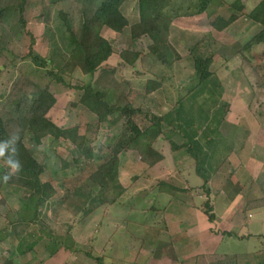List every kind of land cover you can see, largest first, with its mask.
I'll return each mask as SVG.
<instances>
[{"label":"rangeland","instance_id":"obj_1","mask_svg":"<svg viewBox=\"0 0 264 264\" xmlns=\"http://www.w3.org/2000/svg\"><path fill=\"white\" fill-rule=\"evenodd\" d=\"M190 1L176 2L188 5ZM261 1L212 0L204 15L176 19L169 42L181 61L172 71L155 66L149 59L139 62L136 68L123 64L119 54L133 50L128 27L123 34L104 31L116 54L93 78L77 70L62 75L65 84L43 79L45 83H41L49 86L57 100L47 117L63 130L76 127L84 135L88 126L98 124V117L80 105L83 88L95 83L104 72L114 70L112 78L105 79L106 86L111 83L112 105H131L139 110L134 121L143 131L153 124L154 117L164 120L162 138L154 144L164 161L150 168L142 163L138 152L124 151L119 156V182L125 193L115 204H103L96 196L97 188L89 182L97 164L88 165L84 160L77 164L81 154L70 143H57L47 137L36 145L31 133L26 132L23 143L46 167L42 180L51 182L57 194L41 211V220L31 224L32 207L25 209L29 192L0 181V264L10 259H18L20 264H218L225 256L237 257L236 264L264 263V237L246 238L252 237L250 232L254 230L264 234V44L254 41L262 28L246 15ZM83 3L63 0L53 9L71 7L77 27L76 12ZM38 7L36 2L33 9L37 11ZM121 11L130 26L140 22L138 0L125 2ZM223 14L225 19L236 17V21L217 33L211 23ZM209 36L221 44L213 50V76L202 91L190 95L186 91L193 85L190 51ZM252 40L250 48L244 50ZM142 43L147 47L149 40ZM26 47L25 39L15 42L16 56L20 57ZM9 60L16 63L18 74L25 72L38 80L43 76L34 75L31 64L18 57L10 56ZM0 69V93L5 96L0 99L1 111L18 76L4 60H0ZM162 72L166 75L164 86L145 95L147 81L157 79ZM180 85L184 86L183 92ZM179 92L183 94L181 101ZM119 117L116 114L99 125L98 132L91 131L93 147L97 151L103 148L106 159L112 157L110 148L122 131V125L114 128ZM191 140L199 144L194 150L200 149L201 162L208 156L203 163L210 177L208 184L198 177L197 161L188 152L186 143ZM64 162L69 164L66 170L62 168ZM2 169L9 171L6 164L0 163V175ZM170 187L179 191H171ZM239 192L242 198L233 212L228 218L221 216L229 209L228 199L235 200ZM207 203L213 207V223L205 213ZM228 219L249 225V230L242 234L235 231L238 238L224 236L233 233L224 231ZM50 231L54 234L48 235ZM41 236L43 241L39 242ZM58 236L64 243V237L69 236L72 248H61L48 258L54 253L52 244ZM23 240L39 243L35 253L26 251L27 256L21 257L19 245Z\"/></svg>","mask_w":264,"mask_h":264},{"label":"trees","instance_id":"obj_2","mask_svg":"<svg viewBox=\"0 0 264 264\" xmlns=\"http://www.w3.org/2000/svg\"><path fill=\"white\" fill-rule=\"evenodd\" d=\"M83 1L82 8L76 12L79 16L76 27L73 18L75 13L70 9L71 7L53 9L55 5L62 4L63 0H0V55L2 56L0 60L10 64L13 74L16 73L17 66L15 62L9 60L10 56L30 63L34 75H43L38 80L36 76L32 78L25 72L16 73L18 78L14 81L12 91L0 111V143L6 141L9 149L8 156L6 154L0 157V163L7 165L6 159L12 158L11 149L14 146L16 158L21 165L20 171L4 184L29 192L25 209L32 207L31 224L41 220L42 214L44 215L41 211L56 196L57 190L51 182H43L42 177L46 173V167L40 164L33 153L25 147L23 139L26 132L31 133L36 145H41L42 140L47 137L53 138L57 143H70L81 154L80 159L76 161L77 164L82 160L88 165L97 164L98 167L91 174L89 182L93 188H97L96 196L104 201L103 204H115L125 193L119 182V156L124 151L138 152L142 163L150 168L164 161V155L154 148L155 142L162 138L164 120L154 117L153 124L143 131L134 121V118L140 114L139 110H134L131 105L126 107L112 105L109 90L111 83L106 86L105 79L112 78L114 70L104 72L95 83L87 84L83 88L80 105L98 117V124L88 126V131L84 135H81L76 127L63 130L47 117L57 100L50 93L49 86L43 85L45 83L43 81L54 80L59 84H65L62 75L64 73L72 75L77 70L93 78L104 64L114 59L116 54L112 42L103 36L104 31L123 34L128 27L131 30L133 50L121 52L120 61L126 66L136 68L139 62L149 59L155 66L172 71L174 65L181 61L180 55L169 42L173 22L180 17L186 19L202 16L209 11L212 4V0H192L188 5L178 3L177 0H138L140 22L130 26L121 8L125 2L131 0ZM36 2L39 5L38 14H34L37 11L33 9ZM53 12L55 13L52 15ZM246 15L262 27L261 32L254 37V41L264 44V0ZM234 21H236L234 16L228 19L216 16L211 26L215 32L221 33ZM37 29H41V32L37 33ZM210 37L205 38L190 51L188 60L191 61L194 70L191 79L193 85L186 90L190 95L198 90L202 91L201 88L213 76L210 71L215 59L213 50L219 48L221 44L214 42ZM21 39H25L27 50L19 57L16 56L17 53L13 48L15 42H20ZM143 40H149L147 47H143ZM254 41L248 43L244 50L250 48ZM242 59L247 61L245 57ZM0 73L3 74L1 69ZM162 74L155 80L147 81L145 95H150L164 86L166 75L164 72ZM183 87L180 85L181 92ZM178 95L181 101L183 94L179 92ZM3 98H5L4 93H0V99ZM116 114L120 119L114 124V128L119 125L123 127L110 148L112 157L106 159L102 155L103 148L97 151L93 147L94 138L91 131L95 129L98 132L99 125ZM14 137L17 138L16 141ZM192 141L186 143L188 152L197 161L198 177L204 181V184H208L210 177L208 171L203 168V163H206L204 160H207L208 156L206 155V159L201 162L200 149L194 150L199 144H194ZM68 167L69 164L64 162L62 168L66 170ZM4 174H6L5 170L2 169L0 176ZM169 189L174 192L179 191L174 187ZM205 213L213 223L215 221L213 207L208 203ZM49 234H54V231H50ZM224 236L233 237L231 233H224ZM58 237L56 240L61 243L53 241L54 253L48 258L53 257V254L61 248L68 250L72 248V240L69 236L64 237L67 243H64L63 237ZM28 241L23 240L19 245L21 257L35 253L34 249L39 244L36 241L28 244ZM42 241L41 236L39 242ZM236 260L237 257L225 256L218 264H236ZM5 264L20 263L18 259H10L6 260Z\"/></svg>","mask_w":264,"mask_h":264},{"label":"crops","instance_id":"obj_3","mask_svg":"<svg viewBox=\"0 0 264 264\" xmlns=\"http://www.w3.org/2000/svg\"><path fill=\"white\" fill-rule=\"evenodd\" d=\"M220 14V13H219ZM221 15V14H220ZM222 17L223 18H225V15L223 14L222 15ZM245 19V18H244ZM245 20H248L249 21V19H245ZM260 28H262L260 25H258ZM262 30V29H261ZM91 78V77H90ZM58 127H60L61 128V126H59L58 124H56ZM241 171V170H240ZM238 173V172H237ZM239 174H237L236 176H238ZM234 180V182H235V179H233ZM236 185H238L237 183H236ZM239 189V188H238ZM240 191V190H239ZM238 195V194H237ZM237 197V196H236ZM240 198H242V192H239V195H238V197L237 198H235V200H233V201H231V200H229L228 199V203H229V209L227 210V212H224L223 213V215L221 214V216H224V217H226L227 216V218L229 217L228 215H230L231 214V212H233V208L235 207V205L238 203V199H240ZM237 199V200H236ZM211 224L209 223V226H210ZM206 226V225H205ZM224 227V231H226V232H233L232 233V235H233V237H235V238H238V237H236L237 236V231L238 232H240L241 234H242V232H243V230L245 231V230H249V225L248 226H245V224L244 223H238L237 221H234L233 222V219L232 220H230L229 221V219L227 220V222H224V225H223ZM253 226V225H252ZM251 229H253L252 227H251ZM236 231V232H235ZM256 230H254L253 232L251 231L250 232V235L252 236V237H250V236H247L246 238H248L249 239V241L250 240H255L256 238H260L261 240L263 239V237H264V234L263 233H261V231L260 232H255ZM261 236V237H260ZM233 237H231V239L233 238ZM247 239V240H248ZM246 240V239H245ZM221 244H223V242H222V240H221ZM219 245H220V243H219ZM209 247V246H208ZM207 246H205V248H208ZM217 249H218V247H217ZM245 256H248L249 257V254H243V257H245ZM240 257V256H239ZM250 257L251 258H253L254 256H251L250 255Z\"/></svg>","mask_w":264,"mask_h":264},{"label":"clouds","instance_id":"obj_4","mask_svg":"<svg viewBox=\"0 0 264 264\" xmlns=\"http://www.w3.org/2000/svg\"><path fill=\"white\" fill-rule=\"evenodd\" d=\"M16 139L17 138L14 137L15 141ZM8 153H9V149L6 141L0 143V157H4L6 154L8 156ZM11 154H12V158L6 159V163L8 165L9 171L3 176H0V181H2L3 183H7L15 173L20 171L21 168L20 162L16 158V149L14 146L11 149Z\"/></svg>","mask_w":264,"mask_h":264}]
</instances>
